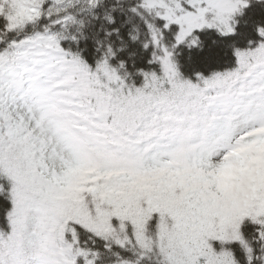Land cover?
<instances>
[{
  "label": "snow or ice",
  "instance_id": "obj_1",
  "mask_svg": "<svg viewBox=\"0 0 264 264\" xmlns=\"http://www.w3.org/2000/svg\"><path fill=\"white\" fill-rule=\"evenodd\" d=\"M0 264H264V0H0Z\"/></svg>",
  "mask_w": 264,
  "mask_h": 264
}]
</instances>
